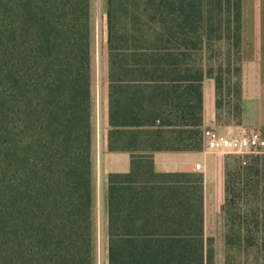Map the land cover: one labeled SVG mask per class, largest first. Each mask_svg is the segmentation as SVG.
Segmentation results:
<instances>
[{
    "label": "trees",
    "instance_id": "obj_1",
    "mask_svg": "<svg viewBox=\"0 0 264 264\" xmlns=\"http://www.w3.org/2000/svg\"><path fill=\"white\" fill-rule=\"evenodd\" d=\"M243 3L106 0L108 264H264V153L152 158L203 150L206 79L241 123ZM92 49L91 0H0V264H94Z\"/></svg>",
    "mask_w": 264,
    "mask_h": 264
},
{
    "label": "crops",
    "instance_id": "obj_2",
    "mask_svg": "<svg viewBox=\"0 0 264 264\" xmlns=\"http://www.w3.org/2000/svg\"><path fill=\"white\" fill-rule=\"evenodd\" d=\"M262 3V2H261ZM264 8V0L262 3ZM244 11V3H243ZM241 61V123L225 125L217 121L215 108V84L212 79H206L203 86L204 98V129L205 136L209 131L219 135L237 139L249 130H259L264 133V31L245 32L242 35ZM108 94V91H107ZM108 110V104H107ZM106 134L104 151L114 162L106 165L103 174V189L105 193L104 214L106 247L104 248L103 264L107 260V178L109 173H124L130 169V155L127 152H112L107 148L108 112H106ZM216 152H206L205 146L200 151H159L152 154L153 170L156 173H199L204 186L215 183L217 174V159L211 156ZM200 168L196 169V165Z\"/></svg>",
    "mask_w": 264,
    "mask_h": 264
},
{
    "label": "rangeland",
    "instance_id": "obj_3",
    "mask_svg": "<svg viewBox=\"0 0 264 264\" xmlns=\"http://www.w3.org/2000/svg\"><path fill=\"white\" fill-rule=\"evenodd\" d=\"M263 0H244V31H264ZM106 0H91L92 22V122H93V196H94V264H103L106 247L104 185L103 174L106 165L114 162L104 151V140L107 129V44H106ZM261 153L250 154L255 156ZM218 156H237L223 152L211 154Z\"/></svg>",
    "mask_w": 264,
    "mask_h": 264
},
{
    "label": "built area",
    "instance_id": "obj_4",
    "mask_svg": "<svg viewBox=\"0 0 264 264\" xmlns=\"http://www.w3.org/2000/svg\"><path fill=\"white\" fill-rule=\"evenodd\" d=\"M205 150L206 152L236 155L264 153V133L259 130H249L240 138L231 139L221 136L215 131H209L205 136ZM195 167L199 169L200 164Z\"/></svg>",
    "mask_w": 264,
    "mask_h": 264
}]
</instances>
